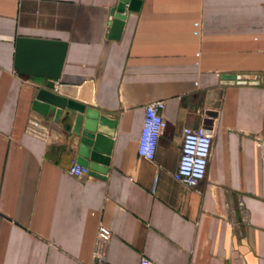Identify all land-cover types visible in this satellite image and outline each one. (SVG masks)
<instances>
[{
	"label": "crops",
	"instance_id": "0c3cea01",
	"mask_svg": "<svg viewBox=\"0 0 264 264\" xmlns=\"http://www.w3.org/2000/svg\"><path fill=\"white\" fill-rule=\"evenodd\" d=\"M120 3L0 0V264H92L101 224L105 264H264V0L126 3L116 37ZM58 81L57 94L117 121L107 173L71 175L75 159L90 167L73 123L33 109ZM161 100L150 161L138 141ZM32 116L47 137L26 131ZM205 123L207 175L190 187L173 178L183 129Z\"/></svg>",
	"mask_w": 264,
	"mask_h": 264
},
{
	"label": "built area",
	"instance_id": "2783aa9c",
	"mask_svg": "<svg viewBox=\"0 0 264 264\" xmlns=\"http://www.w3.org/2000/svg\"><path fill=\"white\" fill-rule=\"evenodd\" d=\"M113 18H115L114 15ZM60 88L61 83L58 81L53 91L57 93ZM165 106V101L162 100L149 103L146 106L142 131L138 141V153L141 157L150 161L155 159L160 138L167 126L163 113ZM26 131L38 137H47L49 134L48 126L37 116H32L29 119ZM213 138L214 136L209 126L198 128L184 127L180 162L177 170L173 173V178L176 181L190 187H196L206 178L213 147ZM258 145L264 147V142H262L261 138L258 139ZM69 173L77 177H93L90 167L81 164L76 159L69 169ZM112 235L113 233L108 226L103 224L99 226L92 264L106 263ZM139 264L156 263L148 256L142 254Z\"/></svg>",
	"mask_w": 264,
	"mask_h": 264
},
{
	"label": "water",
	"instance_id": "95a60500",
	"mask_svg": "<svg viewBox=\"0 0 264 264\" xmlns=\"http://www.w3.org/2000/svg\"><path fill=\"white\" fill-rule=\"evenodd\" d=\"M126 3L129 10H137L140 0H122L118 7L113 9L115 17L113 23L114 36H119L124 25ZM245 78V79H244ZM230 80H249V77L233 75ZM261 83L260 80H256ZM33 109L45 117L55 114L56 121L60 122L64 115V120L73 123V133L81 137L80 156L85 164H88L92 173H107L109 166L110 149L107 146L109 138L115 134L117 121L101 115L100 111L85 104L69 99L54 91L40 89L33 101ZM205 126H209L205 123ZM81 160V159H80Z\"/></svg>",
	"mask_w": 264,
	"mask_h": 264
}]
</instances>
